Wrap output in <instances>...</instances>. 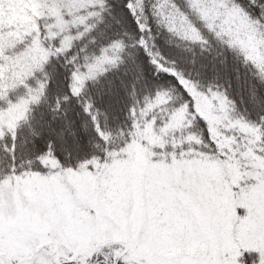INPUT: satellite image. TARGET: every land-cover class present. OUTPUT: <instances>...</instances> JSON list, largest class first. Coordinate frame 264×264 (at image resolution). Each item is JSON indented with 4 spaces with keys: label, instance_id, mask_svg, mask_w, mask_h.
<instances>
[{
    "label": "snow or ice",
    "instance_id": "snow-or-ice-1",
    "mask_svg": "<svg viewBox=\"0 0 264 264\" xmlns=\"http://www.w3.org/2000/svg\"><path fill=\"white\" fill-rule=\"evenodd\" d=\"M0 264H264V0H0Z\"/></svg>",
    "mask_w": 264,
    "mask_h": 264
}]
</instances>
